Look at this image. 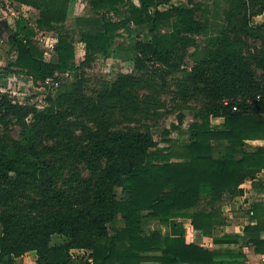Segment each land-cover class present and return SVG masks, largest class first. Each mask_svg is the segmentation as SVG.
Instances as JSON below:
<instances>
[{"label":"trees","instance_id":"trees-1","mask_svg":"<svg viewBox=\"0 0 264 264\" xmlns=\"http://www.w3.org/2000/svg\"><path fill=\"white\" fill-rule=\"evenodd\" d=\"M13 1L37 12L35 27L19 18L0 41L13 54L11 71L33 83L76 70L75 42L83 44L87 67L108 59L114 49L130 50L133 69L143 72L150 65L174 67L194 44L193 37L205 36V48L195 46L190 53L189 80L207 104L185 132L171 125L186 136L181 144L165 140L168 145L158 147L150 124L140 121H156L160 106L138 93L144 85L132 73L117 74L94 98L83 93L78 81L63 83L56 95H46L43 109L0 93V128H19L12 143L0 135V205L7 206L0 212V264H15L26 252L35 253V264H225L220 258L226 255L160 229L146 232L143 223L155 220L165 226L188 217L193 229L210 235L225 222L218 206L223 195L241 193L238 186L264 169V146L246 147L247 140L264 141V21L251 27L242 14L253 8V15H264V0H225L224 23L213 28L204 18L209 5L203 0H187L188 6L172 0H138V5L86 0L83 13L73 18L77 38L66 27L73 0ZM131 26H147L149 39L128 48L114 46L117 34H130ZM40 30L56 35L54 61L45 60L33 41ZM243 35L260 42L252 57L244 54ZM218 117L223 123L211 124ZM182 121L178 114V124ZM139 122L144 130L118 128ZM62 153L76 157L94 177L74 174L60 182L65 166L56 158ZM254 185L264 189V182ZM251 210L257 221L244 228L242 239L264 254L259 238L264 204ZM56 235L65 240L52 246ZM77 249L88 251L87 257L74 258L70 252Z\"/></svg>","mask_w":264,"mask_h":264},{"label":"rangeland","instance_id":"rangeland-1","mask_svg":"<svg viewBox=\"0 0 264 264\" xmlns=\"http://www.w3.org/2000/svg\"><path fill=\"white\" fill-rule=\"evenodd\" d=\"M213 0H203V2L208 6L206 12H204V18H208L210 21L209 24L212 23V28L217 24H223L224 18L222 11L225 10L227 3L225 0H216V7L212 6ZM0 2H2L0 0ZM172 4L188 6L189 3L187 0H172ZM75 2L71 3V8L75 6ZM5 6L0 8H4ZM161 8H166V6H162ZM70 9V7H69ZM8 14H4L0 10V20H5L8 22L7 29H14V21L21 16L29 26L35 27V19L36 14L28 9H16L19 12L16 15H12L11 12ZM71 11V10H70ZM253 8H247L242 11V14L245 15L249 20V25L259 26L264 21V16L262 15H253ZM69 14V12H68ZM201 14V11L198 12V15ZM202 14V15H203ZM17 16V18H16ZM72 14L67 18L66 27L69 32H73L72 35L74 38H77L75 35V28L73 24ZM203 17V16H202ZM203 18V19H204ZM235 23L238 24L239 20L236 19ZM6 32L2 34L5 40L8 36ZM7 34V35H6ZM149 34L147 33V26H131L130 34H127L124 31H121L117 34V38L114 46H123L125 48L133 46L135 41L138 39L148 40ZM194 44L188 47L185 51V55H182L180 60L174 61V67L168 68L161 65H150L146 71L137 72L133 69V58L134 54L130 52V50H118L119 52H115L114 50L111 52L113 58L111 60L106 59H98L89 67L82 64L84 50L83 44L79 42H75L74 46L76 49L75 56V65L77 66L76 70L67 72L65 74L57 75L54 79V82L50 86H42L39 82L33 83L31 79L23 73H19L17 70L9 67L8 64L13 60V54H7L8 45L6 41H0L1 49H3V53H0V93L7 94L12 100L21 103L34 104L38 109H43L47 104L45 102V97L48 94L52 96L56 95L60 90V86L63 83H70L72 81H78L81 84L83 93L89 97L94 98L95 94L104 83L112 82L117 74L120 73H132L135 76H138L142 79V83L144 87L138 91L140 95L145 94L149 96L152 100H154L159 108H157L158 118L157 120H145L140 121L143 124H150V132L157 143L158 147H165L168 144L165 140H172L176 144H181L186 136L180 135L176 130L171 128V125H176L179 130L185 132L189 126V124L194 120V115L198 110H201L207 104L206 98L202 96L199 92V89L193 86V83L189 80V72L193 67V59L190 57V53L193 52L194 47L205 48L207 44V39L205 36L193 37ZM245 46H244V54L246 58L252 57L256 54L257 49L260 46V42L258 39H254L248 36H242ZM34 43H36L43 51H49L53 53L51 50L56 43V35L53 32L48 31H37V34L33 38ZM50 54L44 56L47 60H50ZM53 56V54H52ZM253 68V66H252ZM175 69V70H173ZM14 73V74H13ZM8 77L11 80H8ZM10 85V87H8ZM183 115L182 124H178L177 115ZM132 123V124H123L118 126V128L123 130H135L140 129L144 130L141 123ZM88 127L91 124H87ZM165 131H169V134L166 135ZM0 135L6 139L8 142L12 143L13 141L19 138V128L16 126H11L8 132H4L0 128ZM183 137V139H182ZM175 146V145H174ZM64 153L60 156V158H56V164L58 165L62 160V165L65 166L62 174L64 176L60 178V182L73 177L74 174H78L81 178H88L91 176L94 177V174L88 172L86 167L79 163L78 160L72 157L63 156ZM63 156V158H62ZM72 159V160H70ZM74 166H77L78 169H74ZM117 197L119 199H123L124 196L120 192V189L117 191ZM7 206L0 205V212L5 211ZM117 225H122V220L119 218ZM157 221L155 220H147L143 223V229L148 232L149 230H157L159 228H163ZM64 238L61 236H53L50 242V245L56 246L60 245L64 242ZM88 255V251L83 249H77L76 252L73 253L74 258L78 256L86 258ZM36 255L34 252H26L23 255L17 257L15 259V264H35Z\"/></svg>","mask_w":264,"mask_h":264},{"label":"crops","instance_id":"crops-1","mask_svg":"<svg viewBox=\"0 0 264 264\" xmlns=\"http://www.w3.org/2000/svg\"><path fill=\"white\" fill-rule=\"evenodd\" d=\"M1 1V7H5L0 8V10L4 14H8L6 11L8 10V12H11L12 15H16L19 13L16 11V9L21 10L23 8L31 10L35 14L37 13L34 9L25 5L18 4L13 0ZM73 1L75 2L74 4H76V8H74L75 6H73L72 8L70 6V9L68 10V17L73 14L74 16L72 18H75L83 13L86 0ZM132 1L135 5H138V0ZM19 18L22 17L19 16ZM7 25H9L8 22ZM3 37L4 36H1L0 38ZM114 51L119 52L118 50ZM0 53H3V49L1 48ZM50 53L51 52L44 50V56H47ZM113 55L114 54L111 53V56L106 60H111L113 58ZM50 57L51 61L55 60L54 55L52 56V53ZM45 60L47 59L45 58ZM222 123L223 118L218 117L211 119V124L213 125L220 126ZM255 146H264V141H246L247 149H253ZM237 157L239 158L240 156L238 155ZM260 182H264V169L257 173L254 179H246L238 186V188L242 190L241 193L236 195L225 193L223 195L222 201L218 204V206L220 207L221 216L224 218L225 222L222 225L214 226L210 235H203L201 232L193 229L191 225V219L188 217L171 219L168 225H165L163 228L159 229L164 235H169L171 237H183L186 243H194L205 248L208 251L226 255L225 257L220 258V261L224 262L225 264H264V254L256 253L254 251V248L242 239L244 228L249 225H255L257 221L253 217V211L251 210L252 206L255 204H264V189L254 185L255 183ZM262 219H264V217H262ZM259 238L260 240L264 241V222H262V229L259 232ZM228 239H237V242L226 241ZM237 253H241L242 255L239 257L232 255ZM142 264L157 263L146 262Z\"/></svg>","mask_w":264,"mask_h":264},{"label":"built area","instance_id":"built-area-1","mask_svg":"<svg viewBox=\"0 0 264 264\" xmlns=\"http://www.w3.org/2000/svg\"><path fill=\"white\" fill-rule=\"evenodd\" d=\"M46 54V53H45ZM8 80L10 81L11 80V78L10 77H8ZM54 82V79L53 78H48V79H46L43 83H41V85L42 86H50L52 83ZM8 87H10V85H8ZM14 101V100H13ZM14 102H16V101H14ZM18 103H21V102H18ZM74 252H76V250H71V254H72V256H73V253Z\"/></svg>","mask_w":264,"mask_h":264},{"label":"water","instance_id":"water-1","mask_svg":"<svg viewBox=\"0 0 264 264\" xmlns=\"http://www.w3.org/2000/svg\"><path fill=\"white\" fill-rule=\"evenodd\" d=\"M8 25H7V21L5 20H0V36L6 32ZM8 30V29H7Z\"/></svg>","mask_w":264,"mask_h":264}]
</instances>
